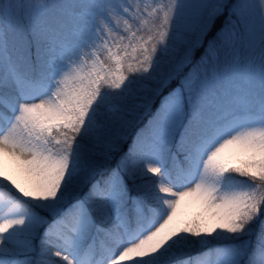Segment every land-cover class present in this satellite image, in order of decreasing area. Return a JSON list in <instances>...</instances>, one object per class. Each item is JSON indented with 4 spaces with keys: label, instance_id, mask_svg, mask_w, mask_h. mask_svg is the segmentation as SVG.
Masks as SVG:
<instances>
[{
    "label": "snow or ice",
    "instance_id": "obj_1",
    "mask_svg": "<svg viewBox=\"0 0 264 264\" xmlns=\"http://www.w3.org/2000/svg\"><path fill=\"white\" fill-rule=\"evenodd\" d=\"M0 264H264V0H0Z\"/></svg>",
    "mask_w": 264,
    "mask_h": 264
}]
</instances>
